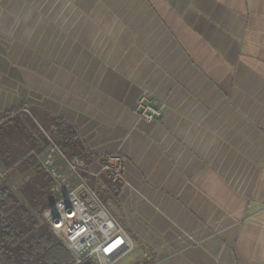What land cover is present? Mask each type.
I'll list each match as a JSON object with an SVG mask.
<instances>
[{
    "label": "crops",
    "instance_id": "1",
    "mask_svg": "<svg viewBox=\"0 0 264 264\" xmlns=\"http://www.w3.org/2000/svg\"><path fill=\"white\" fill-rule=\"evenodd\" d=\"M144 94L161 119L138 117ZM15 109L7 186L26 201L34 153L71 125L133 240L120 264H264V0H0V118Z\"/></svg>",
    "mask_w": 264,
    "mask_h": 264
},
{
    "label": "built area",
    "instance_id": "2",
    "mask_svg": "<svg viewBox=\"0 0 264 264\" xmlns=\"http://www.w3.org/2000/svg\"><path fill=\"white\" fill-rule=\"evenodd\" d=\"M164 105L142 95L136 105L140 119H161ZM48 155L40 165L49 176L55 203L43 213V219L72 254L75 264H120L134 249L132 238L116 221L97 192L78 174L87 164L77 157L67 158L52 143ZM58 159L67 165L60 169ZM123 161L119 155H110L102 164V171L112 182L122 180ZM0 172V179L3 178ZM111 249V251H108Z\"/></svg>",
    "mask_w": 264,
    "mask_h": 264
},
{
    "label": "trees",
    "instance_id": "3",
    "mask_svg": "<svg viewBox=\"0 0 264 264\" xmlns=\"http://www.w3.org/2000/svg\"><path fill=\"white\" fill-rule=\"evenodd\" d=\"M18 110L1 117L0 122ZM8 128L7 123L0 126V137ZM47 134L67 158L77 157L89 162L90 156L81 149L77 132L71 125L59 122ZM10 153L5 152L1 157L8 167L23 157L22 154L15 155L10 161L7 160ZM85 181L89 184L92 180L86 175ZM28 183L43 188V193L30 203L28 193L21 191L26 199L22 202L5 181L0 182V264H75L70 251L43 219V213L56 201L51 193L49 176L37 166Z\"/></svg>",
    "mask_w": 264,
    "mask_h": 264
},
{
    "label": "rangeland",
    "instance_id": "4",
    "mask_svg": "<svg viewBox=\"0 0 264 264\" xmlns=\"http://www.w3.org/2000/svg\"><path fill=\"white\" fill-rule=\"evenodd\" d=\"M23 132H24V129L22 126L17 125L14 127H9L5 131V133H3L2 136L0 137V150H1V152L7 151L9 144H14V145H16V147H20L22 145L23 139H24ZM51 147H53L52 141L49 140V144L44 146L43 151H41L39 153H36V152L34 153L35 158L37 159L39 164H40L39 158L42 159V158L46 157L48 155ZM16 149L19 150L20 148H16ZM15 153H16V151L11 152L10 155H8L7 160L13 161L15 159ZM58 164H60L59 167L61 170L66 171L67 165L64 162H62L58 159ZM0 172L4 175L3 178L0 179V182L2 183L3 181H5L6 174H5V171L3 170V168H1V167H0ZM78 174L80 175V177L85 179V176H86L85 170L79 169ZM40 177H42V175H40ZM89 185L97 192L98 196L105 203V205L109 208V210L112 211L113 205H114V199L112 197V194L109 192L108 188L107 187H105V188L99 187L98 188V186L96 185V183L93 180L89 182ZM22 192L28 193L27 201H28V203H30L32 199L37 198L38 196H40L43 193V188L37 187L34 184H29V183L27 184L26 183L24 188L22 189ZM135 252H134V255H135Z\"/></svg>",
    "mask_w": 264,
    "mask_h": 264
},
{
    "label": "water",
    "instance_id": "5",
    "mask_svg": "<svg viewBox=\"0 0 264 264\" xmlns=\"http://www.w3.org/2000/svg\"><path fill=\"white\" fill-rule=\"evenodd\" d=\"M84 264H90L89 262H85Z\"/></svg>",
    "mask_w": 264,
    "mask_h": 264
},
{
    "label": "clouds",
    "instance_id": "6",
    "mask_svg": "<svg viewBox=\"0 0 264 264\" xmlns=\"http://www.w3.org/2000/svg\"><path fill=\"white\" fill-rule=\"evenodd\" d=\"M108 251H111V249H108Z\"/></svg>",
    "mask_w": 264,
    "mask_h": 264
}]
</instances>
